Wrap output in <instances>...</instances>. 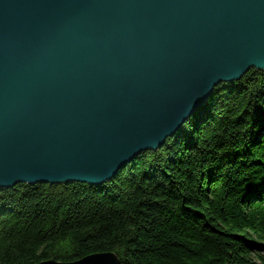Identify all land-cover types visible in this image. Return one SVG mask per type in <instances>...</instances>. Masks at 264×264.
Segmentation results:
<instances>
[{
    "label": "water",
    "instance_id": "95a60500",
    "mask_svg": "<svg viewBox=\"0 0 264 264\" xmlns=\"http://www.w3.org/2000/svg\"><path fill=\"white\" fill-rule=\"evenodd\" d=\"M253 68L264 0H0V188L111 180Z\"/></svg>",
    "mask_w": 264,
    "mask_h": 264
},
{
    "label": "trees",
    "instance_id": "16d2710c",
    "mask_svg": "<svg viewBox=\"0 0 264 264\" xmlns=\"http://www.w3.org/2000/svg\"><path fill=\"white\" fill-rule=\"evenodd\" d=\"M264 264V69L221 83L111 180L0 188V264Z\"/></svg>",
    "mask_w": 264,
    "mask_h": 264
},
{
    "label": "rangeland",
    "instance_id": "374dc122",
    "mask_svg": "<svg viewBox=\"0 0 264 264\" xmlns=\"http://www.w3.org/2000/svg\"><path fill=\"white\" fill-rule=\"evenodd\" d=\"M215 90V89H214ZM212 95V94H211Z\"/></svg>",
    "mask_w": 264,
    "mask_h": 264
}]
</instances>
